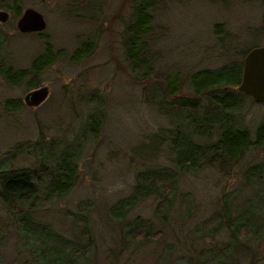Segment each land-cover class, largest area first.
I'll list each match as a JSON object with an SVG mask.
<instances>
[{"label": "rangeland", "instance_id": "rangeland-1", "mask_svg": "<svg viewBox=\"0 0 264 264\" xmlns=\"http://www.w3.org/2000/svg\"><path fill=\"white\" fill-rule=\"evenodd\" d=\"M131 2L18 0L15 6L19 14L30 7L41 14L45 23L39 32L20 33L15 28L19 14L14 16L8 8L11 0H0V10L7 13L0 22L1 63L13 69L26 67L42 50L43 40L62 51V56L38 75L37 86H45L47 96L36 106L23 104V95L29 90L23 83L11 86L0 76V164L9 162L16 170L34 168L32 153H17L12 147L33 146L38 138L71 141L75 137L74 143L80 142L75 148L78 158L73 187L45 203L35 201L38 207L34 215L55 231L72 237L73 223L66 213L88 206L92 248L88 259L79 260V264H264V238L259 242L253 238L239 240L244 253L230 249L217 260L215 255L221 254L228 237L227 220L216 219L210 224L212 216L223 210L224 201L231 222L242 218L241 206L247 199L258 209L264 207V175L259 181L242 185L245 167L261 165L264 171V146L247 149L236 163L222 171L206 166L195 173L181 174L164 215L154 212L155 198L135 204L126 218L139 216L150 221L151 231L161 232L157 240H127L122 245L118 225L107 215L114 201L130 193L133 173L141 168L139 160L129 162L133 147L146 140V135L173 127L165 115L145 101L143 86L158 85L154 75L163 71L186 75L195 69L240 63L245 47L249 50L264 45V0H158L154 13L158 35L150 45L154 70L146 81L132 78L122 50L121 31ZM87 3L90 6L84 8ZM86 12H92L91 18ZM215 24L221 25L220 32L214 31ZM90 40L91 52L71 62L72 51ZM6 99L19 101L21 108L6 112ZM88 113L102 119L94 139L82 136ZM236 114L235 125L247 129L252 137L255 125L264 117V103L243 94ZM165 146L146 163L171 167ZM5 211L0 203V264H40L22 247L23 240L9 223L15 218ZM216 222L221 226L205 235L206 225L212 227Z\"/></svg>", "mask_w": 264, "mask_h": 264}, {"label": "trees", "instance_id": "trees-1", "mask_svg": "<svg viewBox=\"0 0 264 264\" xmlns=\"http://www.w3.org/2000/svg\"><path fill=\"white\" fill-rule=\"evenodd\" d=\"M17 1L11 0L12 5L8 6L14 16L19 14L15 6ZM157 1L132 0L128 20L121 31L124 59L132 78L137 81H146L153 75L150 45L158 35L154 24ZM88 6L89 3L84 8ZM91 13L86 12V17L91 18ZM220 26L215 24L214 31L220 32ZM91 50L92 41H83L72 51L69 60L76 62ZM247 50L245 47V52ZM61 56V49H53L47 40H43L42 50L24 68L13 69L0 61V76L8 85L23 83L26 89H31L37 86L38 75ZM240 71L239 62H228L213 69H195L186 75L179 71H163L154 75L158 77V85L150 83L147 87L143 86L146 88L145 101L165 115L173 127L150 133L146 135V140L133 147L129 162L139 160L141 168L133 173L130 193L114 201L107 209L108 217L118 225L122 245L127 240L144 243L161 237L159 230L151 231L150 221L139 216L126 218L135 204L155 198L154 212L163 213L172 203L176 181L181 174L195 173L206 166H216L222 171L224 167L236 163L247 149L264 146V117L258 120L252 137L247 129L235 125L238 121L236 110L243 95L236 89ZM182 93L187 96L183 97ZM3 108L6 112L15 111L21 108V103L6 99ZM101 122V118L88 113L83 122L86 129L82 132L85 133L81 135L88 139L96 138ZM74 138L71 141L59 137L46 141L38 138L33 146L14 145L16 147H12V151L34 155V168L16 170L10 167L9 162L0 164V203L6 209L5 214L11 218L14 216L15 221L9 223L23 240L22 247L27 248L32 258L40 264H79V260L88 259L91 252L93 239L87 205L78 208L75 213H66L73 223L72 237L64 236L46 221L34 216L38 207L35 201L45 203L67 194L73 187L78 158L75 148L80 145L79 141L74 143ZM163 144H166L165 152L171 167L148 165L146 161L152 160L159 148L163 149ZM55 147L58 149L55 150ZM262 169L261 165L245 167L242 170V185L259 181L264 175ZM250 203V199L243 201L241 219L228 221L225 201L223 210H218L212 216L210 224L216 219L227 220L225 228L228 237L221 254L215 255L217 260L222 259L230 249L238 248L244 253L245 248L239 240L253 238L259 242L264 238V207L258 209ZM188 211L189 207L185 209L184 216ZM210 224L206 225L205 235L215 230L217 225L221 226L219 222L212 227Z\"/></svg>", "mask_w": 264, "mask_h": 264}, {"label": "water", "instance_id": "water-1", "mask_svg": "<svg viewBox=\"0 0 264 264\" xmlns=\"http://www.w3.org/2000/svg\"><path fill=\"white\" fill-rule=\"evenodd\" d=\"M7 18V13L0 10V22ZM45 26L41 14L27 7L15 21V28L20 33L39 32ZM240 78L236 89L247 95L254 102L264 103V45L247 50L240 62ZM47 96L45 86L29 89L22 98L25 106H36Z\"/></svg>", "mask_w": 264, "mask_h": 264}]
</instances>
